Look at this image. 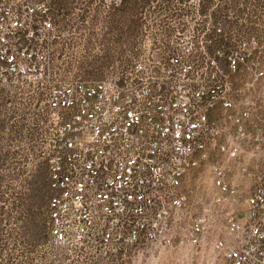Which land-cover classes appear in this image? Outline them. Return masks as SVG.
<instances>
[{"label":"built area","instance_id":"obj_1","mask_svg":"<svg viewBox=\"0 0 264 264\" xmlns=\"http://www.w3.org/2000/svg\"><path fill=\"white\" fill-rule=\"evenodd\" d=\"M156 1L127 57L86 80L52 75L40 51L18 66L9 38L46 11L0 0V61L31 72L30 94L44 99L53 243L145 242L205 255V264H264V65L253 57L261 47L228 53L205 0ZM243 73L236 88L231 76ZM201 168L207 186L183 192Z\"/></svg>","mask_w":264,"mask_h":264},{"label":"rangeland","instance_id":"obj_2","mask_svg":"<svg viewBox=\"0 0 264 264\" xmlns=\"http://www.w3.org/2000/svg\"><path fill=\"white\" fill-rule=\"evenodd\" d=\"M32 2L46 13L38 14L31 25L26 22L24 29L9 38L8 53L13 52L16 64L22 66L27 52L40 51L53 60L52 75L86 80L103 78L115 61L124 60L139 39L141 13L163 5L156 0ZM202 9L212 11L225 29L227 39L221 44H226L228 53L242 45L249 49L257 42L261 49L253 57L264 65V0H205ZM12 70L0 61V264H6L11 249L14 264H25L26 258L30 264H205V255L145 242L66 247L53 243L50 205L56 192L40 155L43 115L38 109L44 99L30 94L38 91L30 80L31 72ZM231 77L236 88L247 83L244 73ZM201 173L205 176L206 170H197V179L186 177L181 190L191 193L207 186L198 179ZM10 205L14 212L8 211ZM31 218L34 226L27 223Z\"/></svg>","mask_w":264,"mask_h":264},{"label":"trees","instance_id":"obj_3","mask_svg":"<svg viewBox=\"0 0 264 264\" xmlns=\"http://www.w3.org/2000/svg\"><path fill=\"white\" fill-rule=\"evenodd\" d=\"M14 210H15L14 207H11V205L8 207V211L9 212H14ZM7 213H8L7 211L3 212L4 215H6ZM26 214L27 213L24 212V215H26ZM27 223H28V225L32 224L34 226L33 218H31V220H27ZM50 223H51V220H50ZM25 227H27V226H25ZM50 227H51V224H50ZM10 251H11L10 254L6 255V264H14V257H13V252H12L13 249H11ZM25 264H30V259L29 258H26Z\"/></svg>","mask_w":264,"mask_h":264},{"label":"crops","instance_id":"obj_4","mask_svg":"<svg viewBox=\"0 0 264 264\" xmlns=\"http://www.w3.org/2000/svg\"><path fill=\"white\" fill-rule=\"evenodd\" d=\"M106 1L115 2V1H122V0H106Z\"/></svg>","mask_w":264,"mask_h":264}]
</instances>
